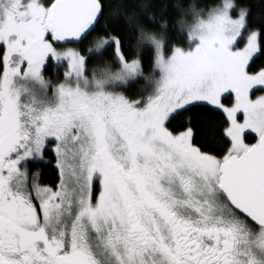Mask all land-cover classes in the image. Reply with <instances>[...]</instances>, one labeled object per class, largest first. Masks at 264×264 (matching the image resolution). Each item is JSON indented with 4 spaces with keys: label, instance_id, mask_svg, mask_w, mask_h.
<instances>
[{
    "label": "snow or ice",
    "instance_id": "1",
    "mask_svg": "<svg viewBox=\"0 0 264 264\" xmlns=\"http://www.w3.org/2000/svg\"><path fill=\"white\" fill-rule=\"evenodd\" d=\"M0 264H264V0H0Z\"/></svg>",
    "mask_w": 264,
    "mask_h": 264
}]
</instances>
